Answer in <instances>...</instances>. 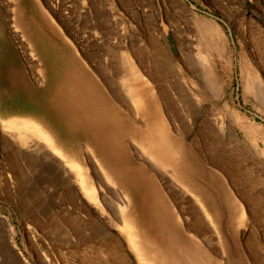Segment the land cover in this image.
Wrapping results in <instances>:
<instances>
[{
  "label": "rangeland",
  "instance_id": "1",
  "mask_svg": "<svg viewBox=\"0 0 264 264\" xmlns=\"http://www.w3.org/2000/svg\"><path fill=\"white\" fill-rule=\"evenodd\" d=\"M205 26L219 34L206 36ZM130 63L170 133L182 135L181 176L216 232L166 172L151 181L138 168L126 135L142 122L128 112ZM26 117L88 170L111 222L71 191L73 177L55 173L33 136L20 144L16 129L2 130ZM94 158L113 180L106 189ZM123 192L149 263L264 264V0H0V213L19 251L42 264L33 236L49 264H138L113 225Z\"/></svg>",
  "mask_w": 264,
  "mask_h": 264
},
{
  "label": "bare ground",
  "instance_id": "2",
  "mask_svg": "<svg viewBox=\"0 0 264 264\" xmlns=\"http://www.w3.org/2000/svg\"><path fill=\"white\" fill-rule=\"evenodd\" d=\"M176 9L178 10L179 14H183L184 16V8L183 6H181L180 2ZM202 29L204 31V34H206V36L210 38H213L219 34L218 30L212 29L208 26L202 27ZM201 60H203V58ZM201 66L205 79H208L207 81L212 80L213 72L208 68L204 60L202 61ZM123 82L126 83L125 81ZM122 85L121 88H123ZM124 85H126V97L130 102V111H128L129 114L132 115L134 112L135 115L142 120L141 123L137 121V123L139 124L134 123L132 126L134 130L127 129L128 131L126 133V135L128 136V144L133 151L136 160L140 162H137L138 168L143 170L148 176V179H150L151 181L155 179L154 175H157L159 179L161 177L160 174L166 172L167 176L172 182V187L175 186V188H177L185 196H189L193 200V203L197 204L203 215L202 218L204 219V221L206 220L209 226L214 229L212 222L213 220H211V216H209L208 212L200 204L197 195L194 193L195 190H190L189 187L184 184V179L181 176L184 172V157H187V150L184 139L182 135L178 134L177 132V134L175 135H172L170 133L167 121L157 104L156 97L149 89L148 82L140 78L138 71L134 66V63H130L128 66L127 83ZM101 90L103 98L105 97V102L113 107L114 104L111 101H108L106 98L105 90L102 88ZM165 106L167 108V105ZM88 110L91 111V115L93 112L96 117L101 116V107L97 108L95 106H90L88 107ZM39 121L40 120L35 117H26L21 120L12 119L9 122H2L1 127L3 131L10 128L16 129L18 131V135L16 136V138L20 144H24L26 142L25 136H33V138L37 140V145H35L34 148L36 149V147H39V150L41 149L45 152L44 154L49 155L43 158L49 160L54 165L56 170L55 173L62 180H68L70 176L73 177L75 185L77 187L75 190L71 191H73L75 195L81 197V202L85 199L87 202L92 203V205L97 208L100 216L105 218L106 215H104L102 209L99 207V203L97 202V195L95 193V190L92 186H89V175L87 173L88 170H85L78 161L72 158L70 159L67 156V153H64V150L56 145L51 136L52 133L50 132V130ZM218 127L220 126L218 125ZM217 129L220 130V128ZM230 142L233 141L231 137L228 136L226 144H229ZM39 145H41V147ZM94 161L95 164H93L92 173H94V176L96 177L95 179H97L99 183H101V185L106 184L105 186H103L106 189L109 185L113 184V180L107 173L104 166H102L101 163L95 158ZM156 192H153L152 194L157 195L161 193L159 188L156 189ZM101 199L104 200L103 192L101 194ZM161 199L163 202H169L168 199L164 196H161ZM128 202L129 201L127 196L125 195V192L121 193V200L119 204L115 205L116 210L115 212H113L114 219L117 220V223L113 224L115 231L119 233V236L123 239L131 254L136 258L138 264H152L148 261H153L154 259L151 256V258H149L144 248H142L143 231L141 229V226L138 224V221L134 217V209L130 208ZM81 206L83 207V203ZM162 210L163 209L159 211ZM240 215L241 218H243L244 215L242 211L240 212ZM183 220L186 224L185 218H183ZM106 221L111 222L108 219ZM15 234V229L5 217L1 216L0 213V264H8L9 256H11L14 260L13 264H30L26 260L24 255L19 251L18 245L14 240ZM28 241L29 248L36 254L37 259L42 264H49L38 246L35 244L33 236H29Z\"/></svg>",
  "mask_w": 264,
  "mask_h": 264
}]
</instances>
